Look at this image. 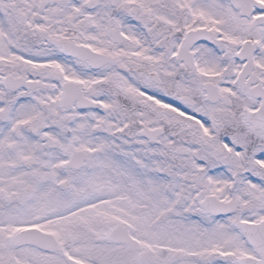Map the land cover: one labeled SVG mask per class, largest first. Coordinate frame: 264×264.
I'll return each instance as SVG.
<instances>
[{"label": "snow or ice", "instance_id": "snow-or-ice-1", "mask_svg": "<svg viewBox=\"0 0 264 264\" xmlns=\"http://www.w3.org/2000/svg\"><path fill=\"white\" fill-rule=\"evenodd\" d=\"M0 264H264V0H0Z\"/></svg>", "mask_w": 264, "mask_h": 264}]
</instances>
